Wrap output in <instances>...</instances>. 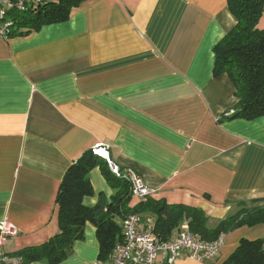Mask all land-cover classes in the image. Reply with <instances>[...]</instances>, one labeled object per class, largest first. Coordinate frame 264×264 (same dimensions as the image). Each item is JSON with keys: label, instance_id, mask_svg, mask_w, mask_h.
<instances>
[{"label": "crops", "instance_id": "0c3cea01", "mask_svg": "<svg viewBox=\"0 0 264 264\" xmlns=\"http://www.w3.org/2000/svg\"><path fill=\"white\" fill-rule=\"evenodd\" d=\"M234 24L227 0H86L64 21L0 34V222L15 229L3 250L16 254L58 233L61 182L100 144L151 197L200 208L209 226L264 203V115L232 117L235 88L213 75V47ZM88 177L93 193L82 204L109 202L100 167ZM140 200L132 195L130 205ZM221 235L212 259L174 264H223L241 239L264 237V223ZM99 252L87 221L57 264H99Z\"/></svg>", "mask_w": 264, "mask_h": 264}, {"label": "trees", "instance_id": "16d2710c", "mask_svg": "<svg viewBox=\"0 0 264 264\" xmlns=\"http://www.w3.org/2000/svg\"><path fill=\"white\" fill-rule=\"evenodd\" d=\"M83 1L86 0H43L24 11L12 10L8 17L13 24L7 35H23L64 21L69 18L71 9ZM227 7L235 24L213 47V75H227L235 88L238 101L232 117L253 119L264 115V29L257 26L264 14V0H227ZM96 166L100 167L114 194L109 202L88 208L82 204V198L93 193L88 173ZM131 197L129 182L116 176L103 158L91 150L86 151L71 165L61 182L56 198L58 233L15 253L23 257L24 263H60L70 255L75 241L83 238V226L89 221L96 227L99 264H107L115 243L122 238L121 222L130 214L151 217L153 233L162 240L178 233L183 222L204 240H214L242 225L264 223V203L253 207L242 204L237 212L209 226L208 217L200 208L168 204L151 196L131 206ZM223 264H264V237L241 239Z\"/></svg>", "mask_w": 264, "mask_h": 264}, {"label": "built area", "instance_id": "2783aa9c", "mask_svg": "<svg viewBox=\"0 0 264 264\" xmlns=\"http://www.w3.org/2000/svg\"><path fill=\"white\" fill-rule=\"evenodd\" d=\"M43 0H0V34L6 36L13 24L8 12L24 11L40 4ZM109 145L100 144L92 152L105 159L111 171L129 182L131 195L144 198L153 191L132 169L120 168L108 154ZM122 238L116 242L107 264H157L161 254L164 264H174L182 256L205 262L215 257L223 243L222 235L214 240H204L189 230L187 222L180 225L179 232L171 239H158L153 234L151 219H143L139 214H130L121 222ZM15 234L14 227L6 221L0 222V264H24L23 257L6 253L3 246L7 238Z\"/></svg>", "mask_w": 264, "mask_h": 264}, {"label": "rangeland", "instance_id": "374dc122", "mask_svg": "<svg viewBox=\"0 0 264 264\" xmlns=\"http://www.w3.org/2000/svg\"><path fill=\"white\" fill-rule=\"evenodd\" d=\"M144 219H146V218H144Z\"/></svg>", "mask_w": 264, "mask_h": 264}]
</instances>
